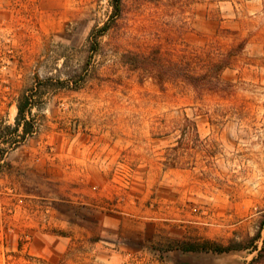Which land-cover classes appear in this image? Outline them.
<instances>
[{"label": "rangeland", "instance_id": "rangeland-1", "mask_svg": "<svg viewBox=\"0 0 264 264\" xmlns=\"http://www.w3.org/2000/svg\"><path fill=\"white\" fill-rule=\"evenodd\" d=\"M110 10L0 0V264H248L264 234V0H123L91 46ZM213 39L242 43L230 94L160 88L122 58Z\"/></svg>", "mask_w": 264, "mask_h": 264}, {"label": "trees", "instance_id": "trees-1", "mask_svg": "<svg viewBox=\"0 0 264 264\" xmlns=\"http://www.w3.org/2000/svg\"><path fill=\"white\" fill-rule=\"evenodd\" d=\"M111 10L102 25L94 28L91 32V46L96 44L98 36L109 31L121 16L123 11V0H110ZM229 32L228 29H224ZM242 50V43L231 45L227 49L222 48L219 40L213 39L205 43L199 49H187L182 58H167L158 46L152 48L147 53L126 52L122 55L123 62L137 71L140 77L150 78L160 88L166 84H185L192 88L196 97L201 98L206 93L230 94L232 91V82L225 80L222 71L232 66L238 53ZM28 96H20L16 102V124L13 130L17 131L19 125L25 119L26 107L29 104ZM28 128H23L20 137L29 133ZM262 229L264 231V222ZM259 235L252 237L254 241ZM202 249H209L210 246L204 242L200 245ZM231 246H216L213 248L216 252H223L235 249ZM193 249L192 246L186 248ZM254 249H257L254 247ZM264 261V234L262 237V246L257 250L255 256L251 258L248 264H260Z\"/></svg>", "mask_w": 264, "mask_h": 264}, {"label": "water", "instance_id": "water-1", "mask_svg": "<svg viewBox=\"0 0 264 264\" xmlns=\"http://www.w3.org/2000/svg\"><path fill=\"white\" fill-rule=\"evenodd\" d=\"M181 264H188V263H186V262H182Z\"/></svg>", "mask_w": 264, "mask_h": 264}]
</instances>
